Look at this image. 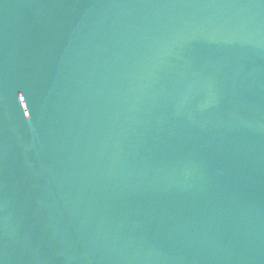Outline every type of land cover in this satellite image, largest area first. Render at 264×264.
<instances>
[{"label":"water","instance_id":"1","mask_svg":"<svg viewBox=\"0 0 264 264\" xmlns=\"http://www.w3.org/2000/svg\"><path fill=\"white\" fill-rule=\"evenodd\" d=\"M0 264H264V0H0Z\"/></svg>","mask_w":264,"mask_h":264}]
</instances>
